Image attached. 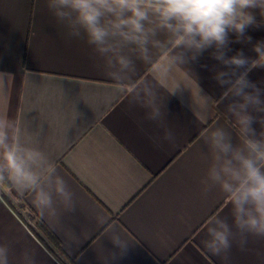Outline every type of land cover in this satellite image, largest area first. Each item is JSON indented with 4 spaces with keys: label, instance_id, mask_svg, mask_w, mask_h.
I'll return each instance as SVG.
<instances>
[{
    "label": "crops",
    "instance_id": "0c3cea01",
    "mask_svg": "<svg viewBox=\"0 0 264 264\" xmlns=\"http://www.w3.org/2000/svg\"><path fill=\"white\" fill-rule=\"evenodd\" d=\"M68 31L47 0H0V73L8 74L0 84V116L15 122L24 142L42 127L39 147L68 182L75 204L73 212L59 206L57 217L41 219L30 193L3 188L0 245L8 247L10 264H20L25 248L35 250L37 264H223L202 240L210 219L227 216L231 223L229 199L202 180L211 132L223 128L234 144L242 140L227 111L230 98H223L227 86L214 78L228 69L212 58V49L169 68L174 46L149 45V62L126 50L135 67L118 83ZM247 34L253 43L264 40V28ZM230 47L228 56L243 50L257 57L252 44ZM248 79L264 88V68L252 69ZM197 85L210 98L206 108ZM177 86L183 102L171 95ZM153 107L160 111L155 120L148 119ZM167 129L174 140L157 146L153 138L162 139ZM229 264H264V239L249 237L243 251L234 243Z\"/></svg>",
    "mask_w": 264,
    "mask_h": 264
},
{
    "label": "clouds",
    "instance_id": "9594fccd",
    "mask_svg": "<svg viewBox=\"0 0 264 264\" xmlns=\"http://www.w3.org/2000/svg\"><path fill=\"white\" fill-rule=\"evenodd\" d=\"M47 7L69 30V37L84 40L105 62L111 69L108 76L118 83L122 74L135 67L126 50L149 62V45L171 44V68L196 62L212 49V58L228 69L218 71L214 78L220 86H227L223 98H230L227 111L235 118L242 140L240 145L234 144L232 134L223 128H216L207 139L210 160L202 183L228 197L231 223L227 216L210 219L202 244L208 253L229 264L234 243L243 251L249 237L264 239V88L248 79L252 69L264 68V40L253 43L247 34L250 28H264V0H47ZM160 34L164 40L158 39ZM233 42L252 44L256 59L243 50L228 56ZM237 69L243 71L237 75ZM6 75L0 73V84ZM143 91L154 96L147 85ZM201 93L197 85V95L206 108L210 98ZM171 95L183 102L178 86ZM152 104L149 99L148 105ZM159 116V109L153 107L148 119ZM200 116L206 121L203 111ZM41 132L40 126V132H31L24 142L15 122L7 115L0 116V183H10L20 196L30 193L41 219H52L59 206L75 211L74 193L39 147ZM153 139L160 146L162 141H173L174 134L167 129L162 139ZM0 264H10L5 245H0ZM20 264H37L35 250L23 249Z\"/></svg>",
    "mask_w": 264,
    "mask_h": 264
},
{
    "label": "trees",
    "instance_id": "16d2710c",
    "mask_svg": "<svg viewBox=\"0 0 264 264\" xmlns=\"http://www.w3.org/2000/svg\"><path fill=\"white\" fill-rule=\"evenodd\" d=\"M0 184L6 189H10L11 188V184L10 183L5 182V183H0ZM5 196H7V195L5 194ZM45 232L47 233V236L52 240V242L54 244V247L55 248H60L59 242L56 239H53V236L50 233H48L47 231H45Z\"/></svg>",
    "mask_w": 264,
    "mask_h": 264
},
{
    "label": "rangeland",
    "instance_id": "374dc122",
    "mask_svg": "<svg viewBox=\"0 0 264 264\" xmlns=\"http://www.w3.org/2000/svg\"><path fill=\"white\" fill-rule=\"evenodd\" d=\"M3 188H4V187L0 184V191H2Z\"/></svg>",
    "mask_w": 264,
    "mask_h": 264
},
{
    "label": "built area",
    "instance_id": "2783aa9c",
    "mask_svg": "<svg viewBox=\"0 0 264 264\" xmlns=\"http://www.w3.org/2000/svg\"><path fill=\"white\" fill-rule=\"evenodd\" d=\"M58 256H60V253L58 252Z\"/></svg>",
    "mask_w": 264,
    "mask_h": 264
}]
</instances>
